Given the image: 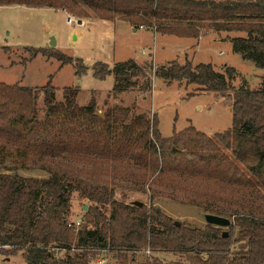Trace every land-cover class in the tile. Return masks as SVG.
<instances>
[{
	"label": "trees",
	"instance_id": "trees-1",
	"mask_svg": "<svg viewBox=\"0 0 264 264\" xmlns=\"http://www.w3.org/2000/svg\"><path fill=\"white\" fill-rule=\"evenodd\" d=\"M13 4L61 9L79 20L90 17L87 7L94 18L124 20L135 29L145 27L184 38L198 39L204 30L242 31L245 36L230 38L232 51L264 68V0H0V6ZM38 53L56 56L62 65L72 61L44 48L33 49L31 57ZM110 74L113 85L107 98H116L136 87L146 92L152 77L167 82L185 81L198 90L223 96L231 94L230 82L236 71L228 65L217 71L210 63L193 66L190 61L176 60L155 67L129 58L114 63ZM78 92L77 86H65L62 101L56 103L50 80L34 88L0 81V138L16 145L14 154L3 143L0 145V162L5 155H12L18 168L24 169L34 151L43 149L55 157L71 147L77 150L83 146L91 150L101 146L105 152L112 146L114 151L136 156L131 149L141 144L140 152L161 157V170L172 167L206 173L226 184L253 186L248 177L238 176L237 166L227 156L211 154L210 149H217L213 138L191 126L162 137L155 115L149 121L143 114L114 105L101 119L104 131L96 129L95 98L91 96L87 105L79 106ZM40 95L44 119L39 118L36 109ZM231 95L232 126L215 137L264 187V155L260 154L264 150V81L260 89L238 87ZM127 117H131L129 123L124 122ZM56 119L59 121L53 122ZM143 120L145 128L135 131L134 125ZM98 138L105 140L103 145H99ZM74 193L92 201L75 236L66 220ZM113 194L111 189L59 171H51L46 177L0 172V254L8 257L19 253L24 264H89L88 248L131 250L142 247L149 237L153 250L191 252L178 264H264V222L238 217L235 235L231 231L223 236L215 225L207 223L200 228L180 221L177 224L155 206L125 204ZM105 203L111 207L108 215L101 209ZM60 250H64L63 255L58 254ZM204 253L207 256L201 257Z\"/></svg>",
	"mask_w": 264,
	"mask_h": 264
},
{
	"label": "rangeland",
	"instance_id": "rangeland-1",
	"mask_svg": "<svg viewBox=\"0 0 264 264\" xmlns=\"http://www.w3.org/2000/svg\"><path fill=\"white\" fill-rule=\"evenodd\" d=\"M85 9L90 17L94 18V13L87 7ZM65 17L61 9L24 5L0 6V81L34 88L43 86L50 80L55 87V102L59 103L63 99V87L72 83L78 84L74 73L75 66L73 68L71 65L72 56L83 57L89 72L83 73L76 103L85 106L91 96L95 98V113L98 117L94 123L96 129L104 131L101 119L105 111L114 105L128 108L138 115L143 114L149 121L155 115L162 137H170L174 131L179 132L191 126L213 138L217 149H210L211 154L227 156L237 166L240 173L238 176L248 177L254 187H243L239 183L226 184L206 173L184 172L172 167L161 170V157L156 154L152 156L149 152H140L141 144L131 149V153L136 156L114 151L112 146L109 152L103 151L101 146L92 150L86 146L77 150L71 147V150L55 157H50L48 151L40 149L29 154L26 162L29 166L24 169L18 168L15 156L5 155L4 160L0 162V172H17L34 177H46L51 171L73 174L92 184L113 190V197L125 204L139 201L147 207L155 206L173 220L194 227L204 228L207 224L205 214H215L210 212L214 210L230 220L227 227L215 225L228 234L234 231L235 235L238 231V217L264 222V187L245 164L234 156L231 149L220 138L215 137L216 133H223L232 126V91L238 87L254 91L260 89L264 81V68L256 67L253 62L243 60L239 54L232 51L230 38L245 36L246 33L204 30L202 36L192 39L159 34L145 27H139L143 29L134 33L132 25L124 20H114L115 24H118L116 26L106 21H83L74 27L65 22ZM75 18L79 20L77 16ZM83 19L86 18L81 20ZM72 32L78 34L76 40H73ZM52 38L57 42L54 46H50ZM38 48H44L49 53L56 52L65 59L70 57L72 61L62 65L56 56L38 53L31 57L32 50ZM153 49H157L155 51L159 63L171 60L179 63L190 61L193 66L198 63H210L217 71H223L225 65L234 67L236 75L230 82L231 94L220 96L198 90L196 85H186L185 81L167 82L152 77L151 88L146 92L136 87L116 98H107V92L113 85L112 75L104 78L101 73L94 71L95 64L99 63V69L107 72L106 67H111L113 62L123 61L129 55L144 59ZM148 63L157 66L153 60ZM36 109L39 118L44 119L42 95L36 101ZM129 114L131 116L132 112ZM130 118L127 117L124 122L129 123ZM57 121L59 119L53 122ZM144 128L143 120L134 125L133 129L136 131ZM149 135L152 139L151 131ZM104 142V139L98 138L99 145ZM2 143L13 154L16 152L15 144L0 138V145ZM84 204L88 206L92 201L79 196L78 193L72 195L67 223L82 218L85 213ZM101 209L108 215L110 204L105 203ZM70 228L75 236L77 229ZM62 253L64 250H60L58 254L63 255ZM189 255L191 252L153 250L147 237L146 244L142 247L131 250L109 249L105 253V264H178L184 262ZM202 256L207 255L204 253ZM87 258L89 264H95L88 254ZM0 264L24 262L19 253L8 257L0 254Z\"/></svg>",
	"mask_w": 264,
	"mask_h": 264
},
{
	"label": "crops",
	"instance_id": "crops-1",
	"mask_svg": "<svg viewBox=\"0 0 264 264\" xmlns=\"http://www.w3.org/2000/svg\"><path fill=\"white\" fill-rule=\"evenodd\" d=\"M13 5H16V4H13ZM41 8H49V7H41ZM51 9H53V8H51ZM62 12H64L65 13V15H66V12L65 11H63L62 10ZM82 21H84V23H94V22H100V23H104L103 21H106V22H110V23H112L113 24V26H116V25H118V24H115V22L114 21H110V20H104V19H99V18H91V17H89V18H86V19H83ZM75 27V26H74ZM132 29V31L135 33V32H137V30L138 29H143V28H137V29H135V28H131ZM144 30H146V29H144ZM147 31H149V30H147ZM149 32H151V31H149ZM152 33V32H151ZM157 34V33H156ZM72 36L74 37L73 38V40H76L77 39V37H78V34H76V32H72ZM184 38V37H183ZM193 39V38H192ZM56 43L57 42H55V45H56ZM155 50H157V49H155ZM154 49H153V51L152 52H148L147 54H148V57L147 58H144V59H137L136 57H134V56H127L128 58L127 59H129V58H132V59H134L135 61H137V62H139V63H143V62H150V61H152L153 60V62L156 64V65H161V64H165V63H167V62H169V61H167V62H165V63H159L158 62V60H157V58H156V54H157V52L155 51ZM72 58H73V64H71L72 66H73V68H74V66H75V71H74V73H76L75 75V78H76V80H77V83L78 84H76V83H72L70 86H72V85H76L78 88H79V84L83 81V77H84V74L83 73H88L89 72V68L87 67V66H85V64H84V60H83V57H80V56H72ZM126 60V59H125ZM172 61V60H171ZM186 60H184V62H185ZM118 62V61H117ZM183 62V63H184ZM114 63H116V62H113L112 64H111V67H106V69H107V72H105L103 69H99V67H98V65H100L99 63H96L95 64V66L93 67L94 68V71L95 72H97V73H101V75L105 78V77H109V76H111L112 74H110V70H111V68H112V66H113V64ZM153 63V64H154ZM105 68V67H104ZM113 78V77H112ZM92 89H94V88H92ZM91 90V89H90Z\"/></svg>",
	"mask_w": 264,
	"mask_h": 264
},
{
	"label": "built area",
	"instance_id": "built-area-1",
	"mask_svg": "<svg viewBox=\"0 0 264 264\" xmlns=\"http://www.w3.org/2000/svg\"><path fill=\"white\" fill-rule=\"evenodd\" d=\"M65 22L69 25L75 26L76 24H78V19H76L75 16H73L72 14L66 12ZM82 23L83 21L81 20L80 24ZM82 222H83V216L78 221H74L72 223H67V224L69 227H72L78 230ZM86 251L88 252V255L92 257V260L95 261V264H105L106 263L107 258L105 256V253H107L108 251L107 249H100L98 247H93V248L86 249Z\"/></svg>",
	"mask_w": 264,
	"mask_h": 264
},
{
	"label": "water",
	"instance_id": "water-1",
	"mask_svg": "<svg viewBox=\"0 0 264 264\" xmlns=\"http://www.w3.org/2000/svg\"><path fill=\"white\" fill-rule=\"evenodd\" d=\"M80 23H81V20H78V24H80ZM54 45H55V41L52 38V40L50 42V46H54ZM260 154L263 155L264 152L261 151ZM133 204L139 205V206L143 205V203L139 202V201H134ZM86 208H87V205L84 204L83 209L86 210ZM204 219H205L206 223L216 225V226L227 227L230 224V220L228 218L223 217V216H219V215H215V214H210V213L205 214ZM176 223L178 224V221H176ZM227 234L228 233L226 231L222 232L223 236H227Z\"/></svg>",
	"mask_w": 264,
	"mask_h": 264
}]
</instances>
